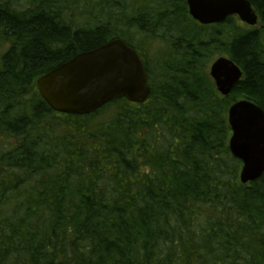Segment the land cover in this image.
I'll use <instances>...</instances> for the list:
<instances>
[{
    "label": "trees",
    "instance_id": "trees-1",
    "mask_svg": "<svg viewBox=\"0 0 264 264\" xmlns=\"http://www.w3.org/2000/svg\"><path fill=\"white\" fill-rule=\"evenodd\" d=\"M260 27L202 25L186 0H0V264H264V172L240 180L228 108L264 109ZM122 38L151 93L54 111L36 80ZM156 48V50H152ZM243 71L222 96L206 73Z\"/></svg>",
    "mask_w": 264,
    "mask_h": 264
},
{
    "label": "water",
    "instance_id": "water-1",
    "mask_svg": "<svg viewBox=\"0 0 264 264\" xmlns=\"http://www.w3.org/2000/svg\"><path fill=\"white\" fill-rule=\"evenodd\" d=\"M192 18L201 24L223 22L237 15L243 22L258 24V14L249 0H186ZM210 76L222 96H228L243 76L228 56L210 65ZM38 91L55 111L90 114L121 98L144 102L151 93L145 62L140 52L122 38L76 54L36 80ZM231 128L229 147L242 161L240 180L246 184L264 172V109L249 99L228 108Z\"/></svg>",
    "mask_w": 264,
    "mask_h": 264
},
{
    "label": "rangeland",
    "instance_id": "rangeland-1",
    "mask_svg": "<svg viewBox=\"0 0 264 264\" xmlns=\"http://www.w3.org/2000/svg\"><path fill=\"white\" fill-rule=\"evenodd\" d=\"M257 27L259 28L260 27V25H257ZM152 50L154 51V50H156V48H152ZM225 55V54H224ZM216 57H218V56H216ZM215 57V58H216ZM209 70H210V66L207 68V70H206V73L208 74V76L211 78V76H210V74H209ZM40 77V76H39ZM211 80L213 81V79L211 78ZM36 87H37V85H36ZM240 172H241V170H240ZM239 176H240V174H239Z\"/></svg>",
    "mask_w": 264,
    "mask_h": 264
}]
</instances>
